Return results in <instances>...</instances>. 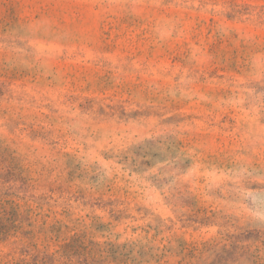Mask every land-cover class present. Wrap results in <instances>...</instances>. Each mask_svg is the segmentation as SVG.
Here are the masks:
<instances>
[{
	"label": "rangeland",
	"instance_id": "obj_1",
	"mask_svg": "<svg viewBox=\"0 0 264 264\" xmlns=\"http://www.w3.org/2000/svg\"><path fill=\"white\" fill-rule=\"evenodd\" d=\"M0 191V264H264V0H0Z\"/></svg>",
	"mask_w": 264,
	"mask_h": 264
},
{
	"label": "trees",
	"instance_id": "obj_2",
	"mask_svg": "<svg viewBox=\"0 0 264 264\" xmlns=\"http://www.w3.org/2000/svg\"><path fill=\"white\" fill-rule=\"evenodd\" d=\"M8 195L9 194L0 191V209L2 208V210H0V239L2 240L7 238L10 230L17 226L15 225L16 220L11 216H7V212L4 209L7 203L14 202L6 198Z\"/></svg>",
	"mask_w": 264,
	"mask_h": 264
}]
</instances>
